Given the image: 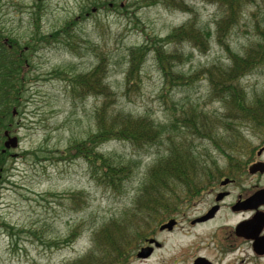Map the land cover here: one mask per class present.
Segmentation results:
<instances>
[{
  "label": "rangeland",
  "instance_id": "374dc122",
  "mask_svg": "<svg viewBox=\"0 0 264 264\" xmlns=\"http://www.w3.org/2000/svg\"><path fill=\"white\" fill-rule=\"evenodd\" d=\"M91 1L0 0V29L16 40V54L26 66L8 132L17 138V147L7 150L0 181V264H74L89 255L106 259V264H193L196 258L211 264H264V259L254 263L244 244L232 253L221 243L246 216L231 213L230 207L238 198L264 189V174L247 172L252 164L264 163V153L257 156L264 147V123L230 124L226 118L231 115L209 97L208 75L202 74L211 64L228 70L231 54L244 56L255 48L259 31L264 32V0L243 7L238 21L218 33L217 23L223 19L220 0H183L180 8L167 7L164 0H94L98 5ZM189 21L209 33L203 52L188 43L168 42L171 32ZM139 48L127 87L125 77ZM156 51L162 57L179 58L170 65L171 75L160 70ZM100 60L106 66L101 82L110 92L106 100L79 94L71 77L86 75ZM239 85L249 109L259 100L264 106V62L254 63ZM105 103L111 114L175 131L161 135L155 144L137 146L114 135L94 138L96 113ZM202 116L208 117L214 134L222 136L219 125L229 122L232 133L239 135L232 161L226 157L229 151L222 153V147L216 149L213 141L187 129L189 121L198 124ZM122 130L119 126L118 132ZM174 135L178 137L174 141L184 146L182 152L202 161L209 177L219 172L221 176L212 181L199 169L210 181L187 185L170 181L158 189L159 194H151L158 183L149 181V172L170 156L166 139ZM84 154L124 168L120 180L107 181L100 164L95 167ZM223 179L233 183L222 188ZM214 191L228 197L213 221L191 229L182 223L168 232L158 231L183 220L185 205L186 221L201 215L215 203ZM152 198L164 201L155 203ZM165 207L172 208L169 215H162ZM113 220L127 231L116 237L118 242H102V251L96 249L100 230L105 228L110 237L118 233L108 225ZM146 240L159 243L160 249L138 259L136 251Z\"/></svg>",
  "mask_w": 264,
  "mask_h": 264
},
{
  "label": "trees",
  "instance_id": "16d2710c",
  "mask_svg": "<svg viewBox=\"0 0 264 264\" xmlns=\"http://www.w3.org/2000/svg\"><path fill=\"white\" fill-rule=\"evenodd\" d=\"M257 1L258 0H220V11L223 13V19L221 22L217 23V33L223 30L225 27L234 24L235 21H238L237 16L239 17L243 7L247 5L258 6ZM91 2L93 4H97V2L94 0ZM182 2L183 0H164V4L167 7L173 8H180ZM259 34V42L255 48L247 50L244 56L231 54L233 59L231 65L228 67V70H224L222 67L216 66V64H211V67L202 71L203 75H208V80L211 87L209 97L211 99L215 98L217 101L222 103L223 107L227 111V114L231 115V119L228 117L226 118V120H230V124L234 121L242 120H249L256 126H262L264 123V106L261 104L262 101L259 100V102L257 101L256 103H253L254 105L251 107L252 109H249L245 101L242 87L239 85V80L249 72L254 63L264 62V32L260 30ZM207 36H209V33L205 27L202 29H196L192 24V21H189L183 24L181 27L174 29L168 37V42L188 43L192 47L203 52L205 51L204 42H206L205 37ZM17 48H19V45H17L16 40L13 41L12 38L6 37L3 33V30L0 29V181L2 180L1 176L6 163L5 159L7 154V151L5 153L1 152L3 149V141L5 139L4 132H11L13 123L12 118L14 116L13 111L20 102L22 91L21 79L22 75L25 73L26 67L21 63V55L18 53L16 54ZM141 50L142 48L137 49L135 51L134 57V53L132 54L133 58L130 62L131 67L129 68L130 70L125 77L127 87L131 85V81L133 80L132 77L136 62V53L138 51L140 52ZM156 53L158 62L160 64V70L164 74L171 75L170 65L172 62L178 61L179 58H176L173 54L169 56L163 55L162 57L159 52L156 51ZM105 68L106 66L104 61L100 60L99 63H97V65L92 68L90 72H88L89 74H78L76 76L72 75L73 89L77 90L79 94L102 96L106 100L110 92L107 89V86L101 82L102 74H104L106 70ZM176 80H182V78L177 77ZM96 121L97 135L94 136V138H105L107 140L114 135L118 136L119 138H125L126 140L131 141L135 146H137V144L140 142H142V144H155L157 143L156 140L159 139L161 135L164 136L175 131L173 127H164L161 129L152 128L151 124L138 123L137 121H133L129 116L126 117L121 115V113L111 114L108 111V105L106 103L97 110ZM189 122L190 123L186 125L187 129L193 130L196 136H199L204 140L213 141V145L216 149L221 150L222 147V153L229 151L226 157L232 161L234 152L237 150V143L240 141V138L237 133H232L233 128L228 125L229 122L223 125L224 123L220 121L222 124L219 125V130H222V136L214 134V128L208 124L210 121L206 116H202L198 124L196 123L197 121ZM119 126L123 127V130L120 132H118ZM229 135L231 136L229 137ZM177 138L178 137L174 135L166 139L170 141L169 143L171 146H169V149L172 148L170 156L164 158L162 161L156 164L155 167H153L149 172V181H155L158 183L157 185H154L155 188L151 190V194H159L160 191L158 189H164V185L170 181H178L180 184L185 183V185H187L188 181H213L215 177H217L215 180H218V178L221 176L219 172V174L215 175V177H209L205 173V166H203L202 161H199L198 159L196 160L195 156L192 157V160L189 154L182 152L183 150L181 149H183L184 146L180 141L175 142L177 141ZM89 139L92 140V142H96L93 137ZM172 139L173 141L175 140L174 143L176 144L172 143ZM219 142L221 143V146ZM86 156L87 160H89L91 163H94L93 165L95 167L100 164V171L105 175V177H102L107 179V181H111L112 183L116 184L117 181L120 180L119 175L124 172V168H117L105 158L89 156V154ZM199 169L202 170L205 176H208L209 179H211L207 180L204 178V176H201L198 172ZM92 171L94 174H97L95 169ZM161 181H165V183H159ZM146 195L148 198L150 193L146 191ZM144 197H146L145 192L143 194V198ZM152 199L155 203L164 201L158 198ZM146 207L147 205L144 208ZM147 210L151 211L152 208L150 207ZM162 210V215H169L172 208L167 209L165 207ZM153 211L154 210H152L150 213H153ZM108 225H110L113 230H118V233L114 232V235L110 237V232H107L105 228L100 230L99 234L95 236L96 249L98 250L102 251V246L100 243L112 241L114 239L115 242H118L119 239L116 237L124 234L127 231V229L123 230L122 228H119L122 225L119 220H113ZM98 237L99 240H97ZM126 252L128 253V251ZM93 256L94 255H89L88 260L87 257H85L83 260H80V262L77 261L74 264L107 263L106 259L103 258L96 260Z\"/></svg>",
  "mask_w": 264,
  "mask_h": 264
},
{
  "label": "flooded vegetation",
  "instance_id": "af4514ba",
  "mask_svg": "<svg viewBox=\"0 0 264 264\" xmlns=\"http://www.w3.org/2000/svg\"><path fill=\"white\" fill-rule=\"evenodd\" d=\"M258 157H261V156L259 155ZM257 163H263V162L259 161ZM257 163H254V164H257ZM232 183H233V181H231L229 184H232ZM214 193L216 196L218 192L214 191ZM250 196L248 195L246 197H242V199L238 198V200L240 199L239 202H241L242 206L244 207L241 211L233 212L232 206L230 207V212L233 214H235V213L246 214V216L243 218V220H241V222L243 224H247L248 228L245 227L243 236L240 237L235 232V228L237 227V225H236L234 227V229H230V231L227 234H225V236L221 239V243H222V246L227 245L226 247H227L228 251L232 252V253L237 251L239 244H244L246 251L249 250V255L251 256V259L254 261V263H257V260L264 259V205H261L256 209L250 208V205L248 203H246V201L250 198ZM226 197H228V195ZM224 199L222 201H224ZM214 202H215V197H214ZM220 203H218L219 204L218 211L215 212L211 218H208L204 221H198V219H201V218L207 216L209 214L210 209L213 206H215V203L212 204L210 207H208L206 210H204V212L201 215H199L198 217L189 219L188 221H186V218H187L186 208L188 205H185L184 211L180 213V214H182V217L185 216V218H183V220H179L178 222L176 221V224L173 227V229L182 223H184V225H181V226H185V227H187V223H188V229H191L197 225L206 224V223L213 221L223 207L222 203L221 204ZM199 204H200V202L191 203V205H194V206H197ZM241 222H239V223H241ZM251 225L254 226L253 229L250 227ZM260 226H261L260 231L256 232V228L260 227ZM182 229L184 230V228H182ZM158 231L161 233L168 232L167 230H165V231L158 230ZM143 243L144 244L142 246H145V247H142V246L138 247L136 254H135L136 258H137V254L139 253V251L143 248L147 249L149 255H148V257L141 258V259L149 258V256L153 253L154 250L160 249V244L155 242V241H153L152 243H149L146 240V242L144 241Z\"/></svg>",
  "mask_w": 264,
  "mask_h": 264
},
{
  "label": "water",
  "instance_id": "95a60500",
  "mask_svg": "<svg viewBox=\"0 0 264 264\" xmlns=\"http://www.w3.org/2000/svg\"><path fill=\"white\" fill-rule=\"evenodd\" d=\"M13 115H15V112H13ZM4 136H5V141L3 143V150H2V153H4L6 150H10V149H15L17 147V138L16 137H10L9 136V133L6 131L4 132ZM256 172H259V173H263L264 172V164H261V163H258V164H255L253 165L250 169H249V173L250 174H254ZM228 183V180H224L221 185H226ZM224 197V194H219L217 197H216V201H221L222 198ZM246 203H248L250 205V208H253V209H256L258 208L259 206L261 205H264V189L258 191L257 193H255L252 197H250ZM239 204H236L232 209L233 210H239ZM240 208H242V204L240 206ZM218 207H214L212 208L210 211H209V214L201 219H198V221H204L208 218H211L214 213L217 211ZM263 217V216H262ZM174 221L170 222L169 224L165 225V226H162L160 228V230H164V229H167V230H170L173 225H174ZM245 227L248 228L247 224H240L236 227L235 229V232L238 236L242 237L243 236V233H244V230H245ZM252 229L254 228V226H250ZM261 229V226L260 227H257L256 228V232H259ZM149 255L148 251L147 250H142L141 253L138 254L139 257H147ZM194 264H211L210 262H208L207 260H205L204 258H197L195 261H194Z\"/></svg>",
  "mask_w": 264,
  "mask_h": 264
}]
</instances>
